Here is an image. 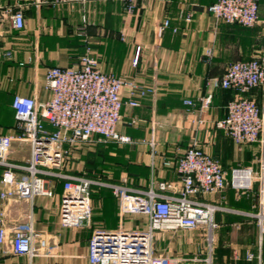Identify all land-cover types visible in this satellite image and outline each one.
Instances as JSON below:
<instances>
[{
	"label": "crops",
	"instance_id": "1",
	"mask_svg": "<svg viewBox=\"0 0 264 264\" xmlns=\"http://www.w3.org/2000/svg\"><path fill=\"white\" fill-rule=\"evenodd\" d=\"M212 1L134 0L129 10L121 0H0V90L12 97L31 95L46 101L50 97L43 86L46 69L73 65L86 46L102 72L155 89L141 99L140 106L125 105L121 109L117 128L130 136L131 142H98L87 150L77 146V153H71L62 168L65 174L84 175L95 181L88 223L80 227L60 225L62 180L53 177L46 178L51 196L36 195L32 200L11 196L0 201L8 231L31 225L37 233L50 238L52 247L49 253L29 257L16 255L6 246L0 252V264H89L88 241L94 230L140 228L136 218L119 216L118 199L108 184L145 190L152 181L154 185L164 181L169 188L163 193L176 194L181 186L179 176L173 165L164 162L175 161L192 144L218 159L226 169L238 165L258 168V144L238 147L224 129L215 125L225 117L227 103L236 92L214 89L208 107H201L199 98L209 91L207 77L221 76L231 62L250 59L263 50L264 0L259 1L258 21L251 27L216 20L208 10ZM10 7L22 11L23 28L12 26L4 12ZM137 48L138 61L133 64ZM121 93L126 100V89ZM242 95L264 105V87L252 88ZM185 99L193 100L195 105L184 104ZM132 119L135 123H130ZM14 124L15 118L5 133H13ZM29 154L28 143L15 142L8 158L27 163ZM197 198L236 208L231 212L240 220L233 221L235 216L216 212L220 231L216 233L211 263L206 261L208 253L203 256L200 243L187 237L178 239L174 252L159 254L169 256L176 264H256V259L245 257L247 251L255 255L258 252L257 227L245 214L255 211V203L249 209L235 206L230 187ZM247 231L252 233L249 239L244 237ZM174 233L164 236L172 237ZM223 233L238 239L221 240ZM192 249L196 256L187 257Z\"/></svg>",
	"mask_w": 264,
	"mask_h": 264
},
{
	"label": "built area",
	"instance_id": "2",
	"mask_svg": "<svg viewBox=\"0 0 264 264\" xmlns=\"http://www.w3.org/2000/svg\"><path fill=\"white\" fill-rule=\"evenodd\" d=\"M64 1V0H56ZM93 2L106 0H72ZM129 10L134 0H121ZM260 0H213L208 6L216 20L226 24L251 27L258 21ZM5 14L16 29L23 28L20 9L6 8ZM2 16H0L1 19ZM168 25V20L163 26ZM6 52V56H10ZM139 48L132 60L137 64ZM43 86L50 92L46 101L31 95L14 94L10 107L14 112L13 133H0V201L11 196L32 200L36 195L51 196L47 177L62 180L63 193L59 205V222L63 227H80L92 216L91 186L95 183L84 175L62 172L75 145L98 142L129 143L131 138L118 131L121 109L137 107L141 99L154 93L152 86L126 80L113 73L102 72L89 46L70 66H51L45 71ZM208 93L201 96V107H208L214 89H233L236 96L226 106V115L215 125L224 129L233 143L242 147L257 143V173L252 165L224 168L221 162L201 147L192 144L173 165L181 186L176 194H164L169 185L151 182L145 190L122 184H108L118 199L119 216L139 214L146 218L145 229L93 231L88 241L89 264H172L171 258L156 252L153 244L157 232L177 229L203 231L208 247L206 261L211 263L219 223L215 203L198 200L201 194L221 193L226 187L237 196L255 193V211L250 216L258 230V252H246L247 260L264 264V105L242 94L255 87H264V48L250 59L231 62L223 75L206 78ZM122 89H126L123 100ZM184 104L195 102L185 99ZM130 123H135L132 119ZM49 126V127H48ZM15 142L29 145L27 163L12 162L8 154ZM257 184V185H256ZM50 238L37 233L31 225L8 231L0 212V252L9 246L16 255L33 257L49 253Z\"/></svg>",
	"mask_w": 264,
	"mask_h": 264
},
{
	"label": "rangeland",
	"instance_id": "3",
	"mask_svg": "<svg viewBox=\"0 0 264 264\" xmlns=\"http://www.w3.org/2000/svg\"><path fill=\"white\" fill-rule=\"evenodd\" d=\"M11 97H12V94H8L4 90H0V133H5L6 131H9L11 125H13V123H14L13 112L10 109ZM78 146H80L81 148H85L87 150V148L89 146H92V145L88 144V143H83V144H80ZM74 151H76V153H77V145H75L73 147L72 153H74ZM254 169L257 173L258 168L254 167ZM234 197L236 199L237 204H234V203L233 204L239 208H242V209H243V207H245L246 209H249V207H250V205H252V203L257 202L254 192L249 193V194H243L241 196H237L234 192ZM245 204H247V205H245ZM222 208L223 209L219 210L218 213H221L224 216H226V214L235 216L234 217L235 219L233 221H235L236 219H237L236 221L240 220V217L238 214L231 212V211H234L236 208L234 209V207L228 206V204H225ZM130 216L136 218L137 224L139 225L140 229L146 228L147 221H146L145 217H144L145 218L144 219L139 214H137L136 216H133L132 214H128L127 217H130ZM236 216H237V218H236ZM254 226H255V224H254ZM219 228L217 229L216 233L218 231H220ZM167 232L168 233L176 232V233H174V235H172V237L164 236V234H166ZM251 234H252L251 232L247 231L246 234H244V237L249 239ZM184 237H187V239H191L193 241L199 242L200 245L202 246L201 249L204 252L203 256H205V254L208 253L207 252L208 247H207V243H206V240L204 238V235H203V231H201L199 229H177V230H165V231L157 232L155 237H154V240H153L154 248L158 253L164 252L166 254L168 252H174L175 251L174 247L177 246L176 242L178 241V239L183 240ZM220 239L221 240H230V239L235 240L238 238H237V236L234 237L230 233H225V234L223 233L221 235ZM217 240H218V237L216 234L215 243H214V246H215L214 251H216ZM195 254H196V250L192 249L189 252H187L186 256L187 257H195L196 256ZM172 264H176V263L173 262Z\"/></svg>",
	"mask_w": 264,
	"mask_h": 264
},
{
	"label": "trees",
	"instance_id": "4",
	"mask_svg": "<svg viewBox=\"0 0 264 264\" xmlns=\"http://www.w3.org/2000/svg\"><path fill=\"white\" fill-rule=\"evenodd\" d=\"M10 109H11V107H10ZM12 110V109H11ZM12 112H13V110H12ZM13 116H14V112H13ZM91 194H92V192H91Z\"/></svg>",
	"mask_w": 264,
	"mask_h": 264
}]
</instances>
